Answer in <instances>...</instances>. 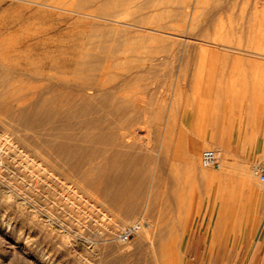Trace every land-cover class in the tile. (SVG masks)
<instances>
[{"label": "rangeland", "instance_id": "rangeland-1", "mask_svg": "<svg viewBox=\"0 0 264 264\" xmlns=\"http://www.w3.org/2000/svg\"><path fill=\"white\" fill-rule=\"evenodd\" d=\"M75 1L0 0V264H153L120 240L145 221L176 264H264V0ZM115 155L134 212L103 195Z\"/></svg>", "mask_w": 264, "mask_h": 264}, {"label": "bare ground", "instance_id": "bare-ground-1", "mask_svg": "<svg viewBox=\"0 0 264 264\" xmlns=\"http://www.w3.org/2000/svg\"><path fill=\"white\" fill-rule=\"evenodd\" d=\"M19 1V0H18ZM120 0H76L75 3L73 4L74 7L76 8H83L85 7L88 2L91 3L92 5L96 6V11L98 12V14L103 15H114V11H113V7L115 6H119L121 5L123 1L119 2ZM129 2V0L127 1ZM34 3V2H33ZM37 2H35L36 4ZM121 3V4H120ZM125 3V2H123ZM40 5L43 3H39ZM123 5V4H122ZM33 7V6H32ZM50 7V6H49ZM116 11V10H115ZM71 16V15H70ZM89 16V15H88ZM94 16V14H93ZM99 16V15H98ZM94 27V26H93ZM100 27V26H99ZM111 28V27H110ZM94 29V28H93ZM97 29V27L95 28ZM100 29V28H99ZM114 30V29H112ZM103 31V30H102ZM97 32V31H96ZM111 30L107 28L106 30V34L105 37L109 38L111 37L110 35ZM82 33V32H81ZM122 33V32H121ZM83 34V33H82ZM81 34V35H82ZM116 34V33H115ZM70 35V32H69ZM77 36V35H76ZM116 35H114L113 38H115ZM75 37V36H74ZM98 37V36H97ZM96 37V38H97ZM70 38V36H69ZM80 38V37H79ZM84 38V37H83ZM87 38H88V42L87 44H85L84 46H88L87 48H81L83 50H80V52L84 55V58L86 61H98V59H100L98 56H100L99 54H97L96 51L91 50V48L94 47H101L104 48L105 47V43L106 41L100 42V44L98 46H95V41L93 40L94 36L93 34H87ZM101 38V37H100ZM103 39V38H102ZM111 39V38H109ZM100 40V39H98ZM95 43V44H94ZM121 43H123L120 40L115 41L113 49H111L110 51L113 52L114 50H116L117 48H119V45H122ZM126 44V43H125ZM83 45V44H82ZM108 45V44H107ZM113 45V44H111ZM76 47V46H75ZM79 47V46H78ZM111 48V47H110ZM126 49V48H125ZM96 52V53H95ZM101 53V52H100ZM103 53V52H102ZM105 54V53H104ZM103 54V55H104ZM102 55V54H101ZM109 55V54H108ZM111 56V55H110ZM48 57V56H47ZM42 59V58H41ZM119 60V59H118ZM121 60V59H120ZM40 61V60H39ZM116 61V60H115ZM119 62V61H117ZM33 63V62H32ZM43 63V62H42ZM101 63V62H100ZM126 63V62H125ZM91 63H89L90 65ZM96 64V62H95ZM103 64V63H102ZM115 64V62H114ZM128 64V63H127ZM43 65V64H42ZM106 65V64H105ZM107 66V65H106ZM103 67L100 68L101 73L104 72L105 70L110 69L109 66L107 67ZM121 66V65H120ZM126 66V65H125ZM116 67H118V65H116ZM2 68V67H0ZM124 68V67H123ZM37 69V68H36ZM48 69V68H47ZM99 66L98 65H93L91 66V70H98ZM40 70V69H39ZM44 70V69H43ZM116 70V69H114ZM126 70V68H125ZM51 73V72H50ZM98 76V75H97ZM60 79V78H59ZM4 81V80H3ZM2 81V82H3ZM6 82V81H5ZM63 83V82H62ZM67 86V85H66ZM84 89V88H83ZM107 105H108V101L106 100ZM114 104V103H113ZM117 109V108H116ZM29 115V114H28ZM27 115V116H28ZM27 125V124H26ZM87 137V136H86ZM86 139V138H85ZM96 149V148H95ZM196 152L197 150H191L189 154H187V160L189 163V168L190 170H192L193 172H195L196 169ZM92 158V157H91ZM84 159V158H83ZM69 162V160H67ZM76 162V161H74ZM90 163V162H88ZM66 164V163H65ZM110 167L113 168V172L112 173H107L105 175V188H103V195L106 199L110 200V201H118L123 203L124 205V210L128 213V212H134L137 209V204L135 203V201L133 199H135L137 197V195L135 196V198L133 196H131L130 194H127L126 188L124 187V183L127 181L128 177H130L131 175H129L128 171L123 170L121 168V165L119 163V158L118 155H115V157L113 159H111V161L109 162ZM85 167V166H84ZM255 167V166H254ZM84 170V169H83ZM201 172L200 175H204L203 171H199ZM106 173V172H105ZM255 175V174H254ZM256 176V175H255ZM133 177V176H131ZM202 178H204L203 176H200ZM206 177V176H205ZM207 179V178H206ZM258 179V178H257ZM213 180V179H212ZM142 180L141 179H137V183H141ZM254 182L252 176L249 173H244L242 176V183L243 186L248 189L250 192L252 191L253 187H252V183ZM260 182V181H259ZM241 183V184H242ZM255 183V182H254ZM262 183V182H260ZM78 184V183H77ZM244 189V188H243ZM131 192V191H129ZM255 191H252V193ZM258 192V191H256ZM255 192V193H256ZM132 193V192H131ZM254 193V194H255ZM101 194V193H100ZM257 194V193H256ZM256 196V195H255ZM252 197V196H251ZM120 203V204H121ZM118 204V203H117ZM121 210V209H119ZM230 222V221H229ZM131 227H133L135 229V231L139 234L140 236V241H139V245H138V250H143L146 247V242H149L151 244V247L157 246L159 247V251H152L153 252V257L151 260V262H153V264H176L177 263V258L172 257V254L174 253L175 250H172L175 246L176 243H173L172 240H170L171 242H160L157 243V240H153L155 235L157 234V232L161 233V228H157L155 227V225L153 223H150L148 221L145 222H141V223H135L132 224ZM230 231V230H229ZM209 229L206 232V235L208 237L209 234ZM212 234V233H211ZM121 236V235H120ZM162 235L159 234V238ZM157 237V236H156ZM167 237V236H166ZM158 239V238H157ZM164 239V238H163ZM167 239V238H166ZM178 239V238H177ZM121 240V239H120ZM165 240V239H164ZM177 242V241H176ZM148 244V243H147ZM180 246V245H179ZM150 248V246H149ZM146 250V249H145ZM177 253V252H176ZM151 256V255H150ZM148 262V261H147ZM146 262V263H147ZM138 263V262H137Z\"/></svg>", "mask_w": 264, "mask_h": 264}, {"label": "built area", "instance_id": "built-area-1", "mask_svg": "<svg viewBox=\"0 0 264 264\" xmlns=\"http://www.w3.org/2000/svg\"><path fill=\"white\" fill-rule=\"evenodd\" d=\"M219 153L214 149H205L201 152L200 163L204 167H218L219 166ZM254 174L258 180L264 183V158L256 163L254 167ZM135 231L131 226L127 227L121 233L120 239L122 242L128 240L129 236Z\"/></svg>", "mask_w": 264, "mask_h": 264}, {"label": "crops", "instance_id": "crops-1", "mask_svg": "<svg viewBox=\"0 0 264 264\" xmlns=\"http://www.w3.org/2000/svg\"><path fill=\"white\" fill-rule=\"evenodd\" d=\"M226 129H227V126L226 125L220 124L219 128L217 130H215V132L213 134V137L214 138L212 140L209 138V139H206L205 141H207V142H214V143H222V142H225L227 140L228 134L230 133ZM235 134L239 136L240 135V131L239 130H236ZM261 153H263V152H261Z\"/></svg>", "mask_w": 264, "mask_h": 264}]
</instances>
